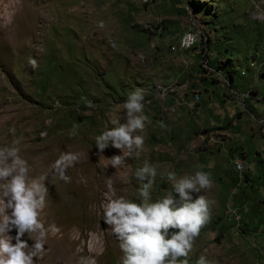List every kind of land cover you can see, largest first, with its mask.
<instances>
[{
    "label": "rangeland",
    "instance_id": "374dc122",
    "mask_svg": "<svg viewBox=\"0 0 264 264\" xmlns=\"http://www.w3.org/2000/svg\"><path fill=\"white\" fill-rule=\"evenodd\" d=\"M188 31L196 42L182 47ZM263 74L264 0H0V147L23 138L29 175L50 176L41 219L60 230L35 264H121L102 203L109 181L116 196L134 199L145 162L156 167L153 200L171 190L170 171L211 174L212 186L193 194L211 202V217L190 264L201 254L215 264H264ZM137 90L144 145L114 168L121 150L100 153L95 137L124 122L123 104ZM68 152L79 154L70 181L51 179Z\"/></svg>",
    "mask_w": 264,
    "mask_h": 264
},
{
    "label": "clouds",
    "instance_id": "9594fccd",
    "mask_svg": "<svg viewBox=\"0 0 264 264\" xmlns=\"http://www.w3.org/2000/svg\"><path fill=\"white\" fill-rule=\"evenodd\" d=\"M103 29V21L98 22ZM196 35L186 33L181 46H191ZM33 68L35 60H31ZM144 96L141 90L132 92L123 104L124 122L121 117L114 126L95 137L100 153L109 146L121 150V155L110 158L114 168L121 166L128 157L138 155L144 145L143 132L147 116L143 115ZM88 107H92L88 102ZM163 126V125H162ZM78 125H73L70 135H75ZM15 136L16 129L10 128ZM22 137L14 138L11 145L0 147V264H35L45 250L49 233L56 235L54 224L45 227L41 214L47 206L49 174L30 176V165L20 155ZM79 160L78 153H62L53 166L51 179L70 181L65 174L68 167ZM237 167L240 162L237 161ZM156 167L145 162L135 172L139 184L134 199L116 196L111 182L102 203L104 222L119 241L121 264H190V253L201 229L211 217V202L201 193L212 186L211 174L196 171L177 176L167 173L171 190L163 196L152 198ZM176 230L171 231L170 230ZM15 235H12V233ZM35 234L30 245L26 239ZM80 264H97L93 257H81ZM195 264H215L201 254Z\"/></svg>",
    "mask_w": 264,
    "mask_h": 264
},
{
    "label": "trees",
    "instance_id": "16d2710c",
    "mask_svg": "<svg viewBox=\"0 0 264 264\" xmlns=\"http://www.w3.org/2000/svg\"><path fill=\"white\" fill-rule=\"evenodd\" d=\"M235 72H241V71H239V69L237 68V67H235V68H233V70H232V72H227V73H225V75H226V79H227V82L228 81H232L233 79H234V76H235ZM222 73V72H221ZM243 73H244V71H243Z\"/></svg>",
    "mask_w": 264,
    "mask_h": 264
},
{
    "label": "built area",
    "instance_id": "2783aa9c",
    "mask_svg": "<svg viewBox=\"0 0 264 264\" xmlns=\"http://www.w3.org/2000/svg\"><path fill=\"white\" fill-rule=\"evenodd\" d=\"M237 161H239V158H238V156H235V158H234V167H235L236 170H238L240 173H242V169H243L244 166H242L241 162L239 161L240 162V167L238 168L237 167V163H236Z\"/></svg>",
    "mask_w": 264,
    "mask_h": 264
},
{
    "label": "bare ground",
    "instance_id": "6f19581e",
    "mask_svg": "<svg viewBox=\"0 0 264 264\" xmlns=\"http://www.w3.org/2000/svg\"><path fill=\"white\" fill-rule=\"evenodd\" d=\"M186 33H192L193 35H196L195 32H191V31H188V32H186ZM186 33H185L184 36L181 38V41H182V39L185 38ZM239 161L241 162L242 166H244L243 162H242L241 160H239ZM244 169H245V166L243 167L242 171H243Z\"/></svg>",
    "mask_w": 264,
    "mask_h": 264
},
{
    "label": "crops",
    "instance_id": "0c3cea01",
    "mask_svg": "<svg viewBox=\"0 0 264 264\" xmlns=\"http://www.w3.org/2000/svg\"><path fill=\"white\" fill-rule=\"evenodd\" d=\"M264 75V74H263ZM242 161V159H240ZM243 162V161H242Z\"/></svg>",
    "mask_w": 264,
    "mask_h": 264
}]
</instances>
